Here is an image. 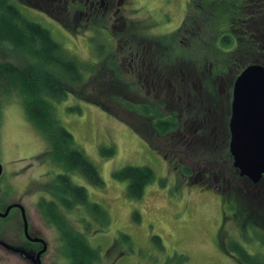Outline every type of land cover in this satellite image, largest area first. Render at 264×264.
<instances>
[{"label":"rangeland","instance_id":"rangeland-1","mask_svg":"<svg viewBox=\"0 0 264 264\" xmlns=\"http://www.w3.org/2000/svg\"><path fill=\"white\" fill-rule=\"evenodd\" d=\"M12 1L16 2L29 18L47 27L53 37L66 48L68 54L76 57L83 64L88 61L98 63L101 55L99 56L96 45L100 44L101 37L104 41L111 40L113 44L115 43L113 35L116 34L113 32L120 33L126 29L122 23L124 16L127 17L129 25L133 21L132 30L140 25L145 29L142 33L146 31L152 34L170 33L182 24L190 0H104V3L93 0L100 4L97 11L108 15L105 18L106 32H101L99 36H96L94 30L86 29L90 28L89 25L80 28L82 25L80 24L79 31H69L57 20L40 11L52 7L53 0H47V5L44 0ZM55 10L54 8V12ZM120 15L123 17L120 18ZM71 18L70 16V22ZM114 24L119 25L120 28L118 26L114 28ZM209 24L211 28L205 26L201 28L203 33L200 40L205 35L210 41L214 39L217 29L213 24ZM92 37H96L93 42H91ZM207 46L208 43H201L199 48L195 49L196 54L191 55V59L198 61L197 59L202 55H208ZM219 54L217 55L220 56ZM23 59L22 56L14 53L10 45L0 44V63L12 62L14 67H17ZM208 62L207 57L206 64ZM181 64L188 69L193 67V62L188 59L183 60ZM209 67L210 64L207 65V71ZM238 71L239 67L236 65L228 75L219 78L215 83L217 96L209 104L211 108L213 107L209 122L215 131V136L210 139L218 147L216 150L210 149L213 157L210 158L208 165L205 163V166L213 169L227 168L224 174H221L220 181L216 180V183L221 185L225 182L230 191L240 188L239 190L248 198L259 200L257 202L262 205L264 198L259 195L258 188L243 183L242 177L234 174L235 169L231 165L229 150L223 148V131L226 130L228 121V115L223 107L226 99H233L234 82L241 73L237 75ZM199 72L201 74H198V71L193 73V76H197L194 79V86L198 92L202 91L208 75ZM99 74L102 77L103 74ZM13 82L8 74L0 72V164L3 168L0 176V211L4 212L11 204L22 203L27 211L31 236L43 238L47 243L43 264H73L58 230L45 218L38 207L41 195L46 194L42 190H46L47 186H43L41 190L36 184L37 180L42 184L53 181L61 169L46 156L51 147L50 142L26 117L22 97L13 87ZM94 82L92 80L90 88L94 86ZM139 86L138 89H143L142 96L151 89L144 80ZM90 88H87L89 92L84 93L82 97L75 92H69L67 98L57 102L55 106L58 118L73 133L76 144L98 166L105 181V185L98 187L91 185L82 175L72 174L75 182L88 188L90 199L102 204L108 210L111 218L108 226H103L98 221H91V228L88 230L83 221L89 213L82 206L67 212L70 221L86 234L90 244L100 248L101 260L98 264H170L167 256L175 253L187 255L186 264H241L237 250L223 249L221 245L223 239L231 244L238 241L251 254H264L262 241L264 227L253 223L252 218L257 216L246 206L247 198L229 196V193L224 194L214 188L193 184L189 178L178 173L175 164H170V160L176 163L181 160L184 163L191 162L195 167L194 172L200 171L199 167L202 163L199 161L202 162L203 158L181 150L187 148L186 143L183 142L184 137L178 135L161 137L154 130L148 135L142 129L143 125L139 122L135 123L134 116L122 107L111 106L109 109L101 106V103H95L96 99L89 98ZM101 90L100 95L105 96L104 88ZM177 92L178 90L173 94L174 97L180 95ZM169 93L172 94V91ZM96 95L97 93L94 97ZM148 97L153 98V96ZM180 97L182 98V95ZM175 102L178 103L177 106L174 104L176 107L185 104L182 99L181 102ZM132 123L142 129L146 135L143 136L140 131L136 129L137 132L132 128ZM192 131L190 128L184 129L182 134L187 133V136L192 138L194 137ZM178 139H182V142L177 143ZM195 141L197 142V139H193V143ZM172 142H175L172 147L164 146ZM111 146L114 147L115 153L112 156H104L101 149ZM44 159H47L46 162L40 163ZM26 165L31 167L22 173ZM127 165L149 166L155 172L156 179L147 185L144 196L140 199L130 198L127 195V183L113 176L116 170ZM45 170H51V174L43 173ZM218 175H220L219 171ZM26 186L30 189L23 193ZM15 207L7 217H0V264H31V259L25 253L23 254L27 259L9 250V247L13 246L32 253L39 246L38 243L28 242L23 231L21 212ZM136 212L140 217L138 221L135 220ZM123 233L130 235L132 247L121 241L120 237ZM154 234L162 238L165 251L158 250L152 239Z\"/></svg>","mask_w":264,"mask_h":264},{"label":"trees","instance_id":"trees-1","mask_svg":"<svg viewBox=\"0 0 264 264\" xmlns=\"http://www.w3.org/2000/svg\"><path fill=\"white\" fill-rule=\"evenodd\" d=\"M44 1L47 5L48 1ZM99 6V4L93 5L90 0H53L52 7H47L49 10L45 8L43 10L69 31H79L80 24H82L80 28L89 25L96 36H99L101 32H106L105 18L108 16L97 11ZM209 23L217 29L214 39L210 41L205 35L200 40L203 33L201 28L203 26L211 28ZM94 39L96 37H92L91 42ZM123 41L124 48L133 50L136 54L143 52L147 44L146 47L151 49L150 59L146 60L151 63L150 67L158 69L159 73L164 75L160 81L173 82L174 86L179 88L178 90L186 82H195L194 79L197 76H193L194 72L198 71V74H201L199 71H202L208 74L203 86L211 85L214 92L210 96L216 97L217 89L212 84L215 86L216 81L228 75L234 66L239 67L238 75L251 63L264 64V0H190L186 17L177 30L162 35H134L130 38L126 37ZM201 43H208V55H202L197 59L198 61H193L191 55L196 54L195 49L199 48ZM0 44L10 45L15 54L24 58L20 62L22 66L14 67L12 62L0 63V72L8 74L14 80L13 87L22 97L26 117L50 142L51 147L46 156L61 169L52 183L51 198L40 200L39 206L43 215L58 230L73 264H98L101 260L100 248L90 244L86 234L70 221L67 212L82 206L90 215L85 217L86 221L85 219L83 221L88 230L91 228V221H98L102 223L101 225L108 226L111 219L108 210L102 204L92 201L88 188L75 182L72 174H80L91 185L98 187L105 185V181L98 166L76 144L73 133L58 118L55 104L66 99L69 92H75L80 97L84 93L87 94L89 92L87 88H90L94 80L89 98L96 99L95 103H101V106L109 109L111 106L122 107L134 116L135 123L139 122L143 125L142 129L148 135L153 132L152 130L165 135L180 125L179 119L176 118L179 111L171 101L172 95L167 93L172 88L168 86L163 90L150 86L151 89L142 96L143 89H138L139 84L141 85L139 79L141 74L137 71H128L132 67L128 68L127 64L129 62L133 67H142L144 54H139L143 57L141 62L128 61L122 66L113 51V42L104 41L102 37L100 44L96 45L99 56L101 55L98 63L94 61L80 63L79 59L68 54L66 48L53 37L47 27L29 18L12 0H0ZM174 49L178 52L171 54ZM207 57L208 64H206ZM186 59L193 62L192 68L188 69L181 64ZM99 73L103 74L102 77ZM155 73L157 76L158 72ZM203 86L200 92L194 88L184 89V91L188 89L191 91V94L187 96L191 100L184 105L190 104L188 107L195 108L191 101L197 102L202 96L207 97ZM102 88L105 90V96L100 95ZM131 127L140 131L139 133L143 136L146 135L135 124L132 123ZM187 151L193 156L203 158L202 162L199 161L202 163L199 167L201 169L195 173L194 166L170 160V164H175L174 167L178 173L189 178L193 184L214 188L221 193H229V196L247 198L246 206L257 216V218L251 217L253 223L264 227V217L261 218L262 215L264 216V206L257 202L259 200L248 198L239 190L240 188L230 191L225 182L221 185L216 183L220 181L221 174H224L227 168L213 169L205 166V163L208 165L210 158L213 157L211 151L186 150L183 152ZM101 153L104 156H112L115 149L112 146L103 147ZM205 154H208L207 157L204 156ZM228 155L235 169L234 174L240 175L233 166L230 151ZM113 176L127 183V195L132 199L142 198L147 185L156 179L154 170L149 166L127 165L116 170ZM139 218L136 212L135 220L138 221ZM120 238L122 242L132 247L129 234L123 233ZM152 239L160 252L166 250L158 234H154ZM262 241L264 243V238ZM221 245L225 251H230V248L237 250L241 264H264V254H251L238 241L231 244L223 239ZM167 259L171 262L170 264H186L188 256L175 253L167 256Z\"/></svg>","mask_w":264,"mask_h":264},{"label":"flooded vegetation","instance_id":"flooded-vegetation-1","mask_svg":"<svg viewBox=\"0 0 264 264\" xmlns=\"http://www.w3.org/2000/svg\"><path fill=\"white\" fill-rule=\"evenodd\" d=\"M98 1H93L92 0V4L93 5L96 4V3L99 4V2L100 3H104V0H100L99 2ZM40 11H42V12L46 13L47 15H49L43 9L40 10ZM122 17L123 16L120 15V18H122ZM128 22L129 21H128L127 17L124 16L123 19H122V23L124 24V27L126 26V29L124 31H120V33L116 32V31L113 32L114 34H116L118 36V38H116V35H113V37L115 39V43L113 45H114V47H116V49L114 50V52H115V55L118 57V61L121 63V65L122 66L126 65V63L128 61L134 62V63H139V62H141L143 60V57H145L144 58V61H143V66L142 67L141 66H135V67H133L128 62V64H127V66H129L128 68H131L132 67L131 70H128V71H137V72H139L141 74L140 77H141L142 81L144 80L145 81V84L150 85L153 88H160V89H163V90H165L168 86H169V88H172V90H170V91H172V94H170L169 91H167V93H169L170 95H172L173 99H171V101L176 106L178 105V103H176L175 100L178 101V102L179 101L181 102V99H182V102H185V103L189 102L191 100V98L190 97L187 98V96L191 94V91H190L191 88H194L195 89V86H194L195 83L194 82H186L185 84H183V87L180 88V90H178L179 89L178 87L173 86L174 85L173 82H165L164 83V82L160 81V79L162 77H164V75L161 74V73H159L158 69H156V68L155 69H152L150 67L151 66V63L146 61V60L150 59V56H151V52H150L151 49L149 47H146V46H148L147 44H145L146 45L145 46V50L143 49V52H141V51H140L141 53L139 52V54H142V55L144 54L143 57L141 55H139V54L134 53L133 50H129L127 48H124V45H123V43H124L123 39H125L126 37L127 38H130V37H133L134 35L135 36L136 35L137 36L138 35H140V36H143V35L149 36V35H162V34H155V33L152 34L149 31H146V33H142V32H145V29L142 26H140V25L137 26L136 28H134V30H132V27H133V24L134 23H133V21H131V25H129ZM117 26H118V28H120L119 25L114 24V28H117ZM146 27L148 29V26H146ZM86 29H91V28H86ZM178 40H181V39L178 38ZM177 52H178V50L177 49H174V50L171 51V54L172 53H177ZM180 71H181V69H180ZM155 72H158V75L157 76H156V73ZM140 77H139V79H140ZM155 84H157V86ZM212 86L216 88V85L214 86V84H212ZM187 87L190 90L188 89V90H185L184 91V89H186ZM203 87L206 90L207 97L206 96H202L201 99H199L197 102L196 101H191V102L194 103V106H196L195 108L188 107V105H190V104L183 105V103H182L181 106H178V107L175 106L176 109L179 111L176 114V116H177L176 118L179 119V123H180V125L177 127V129L172 130L171 132H169L168 134H165V135L164 134H158L161 137H162V135L163 136L172 135V137H174L175 135H178V136H182V138L184 137L185 140L183 142L186 143L185 147H187V148L186 149H181L182 151H186V150H201L202 151V150H205V152H208V151H211L210 150L211 148H214L216 150V148L218 147V145L214 144L212 142V140L210 139L212 136H215L214 128H211V125H210V122H209V120H210L209 117H211L210 113H211V111L213 109V107L211 108V106L209 104H210V102H213V98H214V97L210 96V94H212L214 92V90L211 88V85H210V87H209V85H205ZM177 90H178L177 93H180V95H182V98L180 97V95H178L177 97H174L173 94ZM206 99H208L207 100L208 102L206 101ZM205 103H207V106H205ZM223 108L225 110V113L228 115L227 128H226V130L223 131V135H224V141H223V144L224 145H223V148L224 149H228L230 151V141H231L230 118H231V112H232V99L231 100H229V98L226 99L225 106ZM202 111H204V112H202ZM213 116H214V114H213ZM189 128L191 130H193L192 131V135L194 137H192V138H189L187 136V133L186 134H182V131L184 129L186 130V129H189ZM193 139H195V140L197 139V142L195 141L196 144L193 143ZM176 142L177 143L182 142V139H178ZM174 143L175 142H172L171 144H166L164 146L170 148V147H172L174 145ZM194 146H196L198 149L196 147H194ZM215 150H213V151H215ZM46 160L47 159H44L40 163H45ZM181 162H182V164L191 165L192 166V163L191 162H185L184 163L182 160H181ZM186 163H189V164H186ZM30 167L31 166H29V165L27 166L26 165V167L24 168L25 170H22V173H24L25 171H27V169L30 168ZM2 173H3V171H2ZM43 173H47L48 175H50L51 174V170L50 171L45 170ZM54 179H53V181H50V182H47V183H44V184L38 182V180H37L36 184L41 187V190L43 189V186H47L46 190L45 189L42 190L47 195L46 194H42L41 195L42 197L38 200L39 203H40V200L42 198H48V199L51 198L50 197L51 196V192L53 191V186H52L53 184L52 183L54 182ZM242 179H243V183L256 186L258 188L259 195H262L263 198H264V184H263V181H259L257 183H254V182H252L247 177H242ZM261 180H263V179H261ZM29 189L30 188L28 186H26V190L25 191L23 190L22 192L25 193L26 191H29ZM28 193L29 192H27V194ZM17 203L22 204L20 202H17ZM262 203H263L262 206H264V202L263 201H262ZM38 207L40 208L39 204H38ZM15 208H18V210L21 212V216H22V220H23V231H24V219H23V215H22V210L18 206H16ZM25 210H26V208H25ZM40 210H41V208H40ZM26 214H27V211H26ZM263 217L264 216L262 215L261 218H263ZM27 218H28V215H27ZM28 222H29V219H28ZM29 233H30V223H29ZM24 235L27 238V236L25 234V231H24ZM30 235H32V234L30 233ZM28 242H31L32 243L34 241H31L30 239H28ZM34 243H38L39 246L37 247V249L35 251H32L31 254L38 253V251L41 250L42 247H43V244L41 242H34ZM16 245L22 246L20 244H16ZM22 249L23 248H20V247L19 248H15L13 246H10L9 247V250L10 251H12V252H14L16 254H19L23 258L27 259L26 256H24L23 252L21 251ZM45 252L41 255L42 264L44 263L43 262V255L45 254ZM30 262H31V264H35L33 260L32 261L30 260Z\"/></svg>","mask_w":264,"mask_h":264},{"label":"water","instance_id":"water-1","mask_svg":"<svg viewBox=\"0 0 264 264\" xmlns=\"http://www.w3.org/2000/svg\"><path fill=\"white\" fill-rule=\"evenodd\" d=\"M230 152L234 167L242 177L264 184V64L254 62L245 67L234 82L232 112L230 118ZM3 168L0 164V176ZM18 206L22 210L24 231L28 239L41 242L43 248L36 255L21 251L35 264H42L41 255L47 251L45 239L32 237L25 207L11 204L0 217H7L10 210Z\"/></svg>","mask_w":264,"mask_h":264}]
</instances>
